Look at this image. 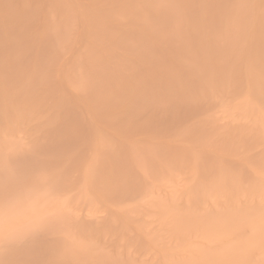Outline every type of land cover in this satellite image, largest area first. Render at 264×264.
<instances>
[{
	"label": "bare ground",
	"instance_id": "6f19581e",
	"mask_svg": "<svg viewBox=\"0 0 264 264\" xmlns=\"http://www.w3.org/2000/svg\"><path fill=\"white\" fill-rule=\"evenodd\" d=\"M0 264H264V0H0Z\"/></svg>",
	"mask_w": 264,
	"mask_h": 264
}]
</instances>
